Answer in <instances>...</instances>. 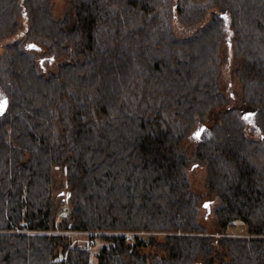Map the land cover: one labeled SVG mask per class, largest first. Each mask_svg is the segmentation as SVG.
<instances>
[{"label":"trees","instance_id":"16d2710c","mask_svg":"<svg viewBox=\"0 0 264 264\" xmlns=\"http://www.w3.org/2000/svg\"><path fill=\"white\" fill-rule=\"evenodd\" d=\"M48 4L0 0V37L25 13L27 37L69 58L44 74L21 39L0 54V264H264V0H67L56 19ZM209 7L193 36L174 34L172 17ZM224 41L244 58L247 110L220 109L189 151L187 128L226 102ZM191 162L207 166L218 237L199 220Z\"/></svg>","mask_w":264,"mask_h":264},{"label":"rangeland","instance_id":"374dc122","mask_svg":"<svg viewBox=\"0 0 264 264\" xmlns=\"http://www.w3.org/2000/svg\"><path fill=\"white\" fill-rule=\"evenodd\" d=\"M49 10L53 18H59L63 16L65 10L67 9V0H49ZM219 11L215 7H209L203 16L192 22H183L179 17H172L170 21L171 29L174 34L179 38H187L193 36L200 27L207 24L210 20L211 12ZM25 14V13H24ZM24 14H19L16 17L17 29L14 32L7 33L0 37V54L4 51L7 44L14 42L17 39H21L26 50L31 52L35 56L36 63L40 71L44 74L48 72H54L57 70L59 64L69 58L65 54L55 53L51 51L42 38H28L27 32L30 28V21L24 17ZM243 57L237 56L229 43L224 41L220 44L218 49V75H217V85L226 98V102L223 107H216L211 112L208 113L207 118L203 121H197L196 124L186 127L187 128V138L184 141V147L191 151L196 145L201 141L202 137L206 134L204 126H209L214 121L218 120L219 111L222 108H235L238 111L245 109L243 101V89L242 81L239 75L238 69L241 67V61ZM247 109L243 110L246 111ZM218 118V119H217ZM252 115L249 117L245 116V125L247 128V134L249 136H257V134L250 128ZM201 129V130H200ZM208 129V128H207ZM249 129V130H248ZM200 130L197 134H195ZM186 176L189 180L190 188L195 193H200L203 195L201 199L200 207V222L206 227L207 234L213 237H218L222 234L216 232V226L214 222V200L210 201L207 195V188L205 186L207 166L201 163L191 162L185 169ZM55 178V188L56 191L63 192L65 190L64 184V173L60 167H55L54 171ZM206 203V205H204ZM245 227V226H244ZM242 230V231H241ZM229 234H242L243 228H239L238 231H228ZM72 242H77L78 244H85L89 241V236L84 233L70 234ZM162 235H157V239H161ZM102 242L99 240L90 247L91 259L95 261L94 253L98 250ZM152 248L146 249L150 252Z\"/></svg>","mask_w":264,"mask_h":264},{"label":"water","instance_id":"95a60500","mask_svg":"<svg viewBox=\"0 0 264 264\" xmlns=\"http://www.w3.org/2000/svg\"><path fill=\"white\" fill-rule=\"evenodd\" d=\"M6 105H7V99H6V97H2V98H0V114L5 110ZM245 114H246V117L251 116V112H246ZM200 130H201V129H200ZM200 130H198V131L196 132V134H197ZM204 205H206V203H204ZM196 264H200V263L198 262V263H196Z\"/></svg>","mask_w":264,"mask_h":264},{"label":"built area","instance_id":"2783aa9c","mask_svg":"<svg viewBox=\"0 0 264 264\" xmlns=\"http://www.w3.org/2000/svg\"><path fill=\"white\" fill-rule=\"evenodd\" d=\"M65 212V211H64Z\"/></svg>","mask_w":264,"mask_h":264}]
</instances>
